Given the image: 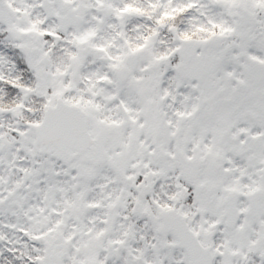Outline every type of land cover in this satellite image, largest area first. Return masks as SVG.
Here are the masks:
<instances>
[{
  "label": "snow or ice",
  "instance_id": "1",
  "mask_svg": "<svg viewBox=\"0 0 264 264\" xmlns=\"http://www.w3.org/2000/svg\"><path fill=\"white\" fill-rule=\"evenodd\" d=\"M0 264H264V0H0Z\"/></svg>",
  "mask_w": 264,
  "mask_h": 264
}]
</instances>
